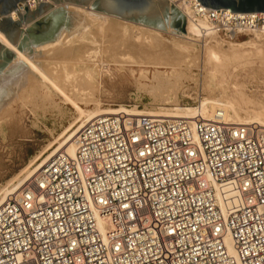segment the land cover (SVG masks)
<instances>
[{
	"label": "built area",
	"instance_id": "built-area-1",
	"mask_svg": "<svg viewBox=\"0 0 264 264\" xmlns=\"http://www.w3.org/2000/svg\"><path fill=\"white\" fill-rule=\"evenodd\" d=\"M173 4L204 34L264 35V13ZM0 264H264V126L96 117L0 205Z\"/></svg>",
	"mask_w": 264,
	"mask_h": 264
},
{
	"label": "rangeland",
	"instance_id": "rangeland-1",
	"mask_svg": "<svg viewBox=\"0 0 264 264\" xmlns=\"http://www.w3.org/2000/svg\"><path fill=\"white\" fill-rule=\"evenodd\" d=\"M94 1L90 0L86 6H79L72 3H61L60 0H58V4H54L51 0H47L46 3L51 5L52 8L29 23L26 24L28 12L23 16H18L14 11L15 19H12L14 22H18L20 25L18 29L22 30L14 47L19 51H24L31 57L37 54L35 61L39 62L38 65L49 71V73L54 71V66L61 59L55 53L58 47L54 44L58 38L64 36V44L71 48L70 56H64L65 59H73L82 55L81 60H70V65L80 75H82L80 70L83 72L84 69H88L92 74L94 73L93 83L95 82L92 91L87 90V94L85 90L86 97L90 101L82 102L83 104L79 103L83 111H91L94 106L100 110L125 109L128 111L133 110V108L141 111L173 109L175 107L197 108L204 98L218 99L221 95L218 89L219 84L226 82L230 84L228 98L239 102L238 106L242 111L240 114L242 118L244 117V112L250 117L264 114V69L262 68L264 66H261L257 60L253 61L254 64L251 66L238 67L236 69L230 67L225 74L216 73V75H213L209 66L204 67V69L201 66L195 67L193 61L188 58L189 61L191 60V64L187 61L189 65H182V69H178L179 66L171 67L176 72L179 70V73L175 74L178 77L176 76L177 79L175 78L174 80L178 82H176L178 85L171 81L177 87L181 86L176 97L178 102H173V96H170L167 101L161 102L156 100L145 89H140V86L151 82L154 67L138 66V64L130 65L129 62L133 58L128 55L125 57L124 52L125 54L128 52L117 48V46L112 50V53L109 47L118 45V42L112 39L111 36H107L110 33L105 32L107 25H104L102 19L109 16L108 21L112 25L115 23L113 25L117 31V35L114 34L115 38L119 36L118 29H121L119 27L123 26L127 31L131 30V27L134 29L131 30L134 31L132 33H135L136 29L141 27V31L149 33V30L142 28L146 27L154 30L159 40L166 44H172L177 47L193 45L197 52H201L205 46L204 49L206 51L208 48L219 51L221 49L231 50L232 47H235L239 52L250 51L253 59H257L256 57L260 54V57L264 56L262 52L257 53L250 46L263 47L264 35L244 33L227 39L222 34L202 33L197 37L189 35V37L187 36L188 39H185L188 22L186 23L182 13L174 6L173 0H154L165 31L92 10L90 6ZM1 19L0 17V21ZM133 37L135 36L133 35ZM138 38L141 40L140 34ZM0 45L7 49L2 43ZM10 52L12 53V51ZM122 53L123 55H120ZM112 56L113 59H110ZM14 58V53H12L9 63L0 71V76L3 73H7V75L5 74L6 76H9L8 74L13 75V73L21 69L18 66L8 71V68L15 64ZM114 59L117 60V63H114ZM143 72L145 73V78L139 77ZM206 75L215 84L216 88L214 91L204 89V78ZM15 89L10 87L9 90L0 92V95L2 94L0 102L2 100L3 103L6 94L10 93L9 95L11 96L16 94L15 91L17 89ZM240 95L243 96L242 100ZM54 99L55 105L45 104L34 108L29 104L24 107L22 106V101L12 97L9 103L0 106L1 189L5 187V183L16 177L22 169L27 167L40 152L43 153L49 144L52 147L51 149H54L65 138V130L77 115L70 106L62 104L57 98ZM250 122L254 121L251 120ZM80 124L81 122L76 124L73 130L78 129ZM50 151H45L42 156H46Z\"/></svg>",
	"mask_w": 264,
	"mask_h": 264
},
{
	"label": "bare ground",
	"instance_id": "bare-ground-1",
	"mask_svg": "<svg viewBox=\"0 0 264 264\" xmlns=\"http://www.w3.org/2000/svg\"><path fill=\"white\" fill-rule=\"evenodd\" d=\"M108 17L109 16H106L102 19L104 25L105 26L107 25L105 32L110 33L107 36H111L112 39L118 42V45L109 47L110 51H112L117 46V48H121L124 51L128 52L126 54L124 52L125 57H127L126 55H128L129 57L133 58V60L129 62L130 65L138 64V66L140 65L153 66L154 72L151 76V82L146 85L140 86V89H145L156 100H160L161 102H165L170 98V96H173L174 97V98L172 97V99H174L173 102L176 103L177 93L180 90L181 86L177 87L176 85H174V83L177 82V81L175 82L174 80L177 76L175 74L179 73L178 72L179 70H177L176 72L174 69H171V67L179 66L178 67L179 69L182 67V65H189L187 64L188 63L187 61H189V59L193 61L195 67L201 66L204 69V67L209 66L211 68L210 72L213 75H216V73L225 74L226 70L230 67L232 69H236L238 67L251 66L252 64H254L253 61L255 60H257L261 66L262 65L264 66V56L260 57L261 54L256 57L257 59H253L251 57L250 51L239 52L235 49V47H232L231 50L221 49L219 51L218 50L216 51L213 48H208V50L206 51V49H204L206 46L202 48L203 50L201 52H197V49H195L193 45L192 46L183 45L181 47H177L172 44H166L165 42H161L158 36L155 34L154 30L146 27H142V28L149 30L150 31L149 33L141 31L140 30L141 27L139 29L136 27L137 29L135 33H132L134 31L131 30L134 29L131 27H130L131 30L129 31H127L126 28H124L123 26H122L123 28L119 27L121 28L118 29L119 36L118 38H115L114 34L117 35V31L113 26L115 23L112 25L110 21H108ZM9 18L11 20L15 19L14 11L10 12ZM187 22L188 24L186 27L185 39H188L189 35L190 36L193 35L194 37L195 36L197 37L202 34L200 29H198L194 24H192L190 21ZM139 34L141 40H139L138 38ZM133 35L135 37H133ZM181 38L183 37L181 36ZM63 40H64V36L58 38L56 43L54 42L55 43L54 45L58 47L57 50H55V53H57L60 56L59 59L60 58L61 59L60 62L54 66V71H52V73L50 72L51 73L50 74L49 71L45 70L43 67L38 65L39 62L37 63L35 61V59H37L36 56L37 54L35 55L36 57L35 56L31 57L28 56L24 51L22 52L17 50L6 40L4 35L0 33V43H2L9 51H12V53H14L15 56L14 58L15 64L9 67L8 71L17 68L18 66L21 68L20 70H18V72L13 73V75L8 74L9 76H6L7 73H3L0 76V92L9 90L10 87L17 89V91H15L16 94L12 96L9 95L10 93L6 94L5 98L3 99V103L2 100L0 102V106L9 103V100H11L12 97H16L20 101H22L23 102L22 106L25 107L26 105L29 104L34 108L37 106H43L45 104L55 105L56 103L54 98H57L62 102V104L66 106H70L72 109H74L77 115V117L72 120L73 122L68 125L64 134L65 138L63 137L64 139L62 140L61 143H58V146L56 148L51 149L52 147L49 144L46 147V150L44 149V152L51 150L46 156H42L44 152L43 153L40 152L27 167L22 169V171L16 177L11 179L9 182L5 183L4 185L5 187L2 186L3 188L2 189L0 188L1 189L0 205L7 198V196L18 194L21 191L23 185L37 171H39L48 162V160H50L57 154L62 153L70 157H73L74 138L77 134V131H79L85 123L90 122L99 116L116 114L119 110L127 111L133 115L149 114L159 118L192 119L195 116L208 117L214 110L220 109L223 111L226 119L234 124L256 123L261 126H264V114H259L257 116L250 117L248 116V114L244 112V117L242 118L240 116L242 111L238 106L239 102L232 101L228 98V93L230 91V84L226 82L219 84L218 89L221 95L218 99H214L210 97L204 98L203 101L199 103V106L197 108L175 107L173 109L172 108L157 109V110L152 109L147 111L145 110L141 111L133 108V110L128 111L125 109L100 110L96 106H94L93 110L85 112L80 108L79 103L90 101L89 99H87L86 96L88 94L87 90L92 91L93 89L95 83V82L93 83L94 73L92 74L91 72H89L88 69L86 70L84 69L83 72L82 70H80L82 74L80 75L78 72L72 69V65H70L71 64L70 60L71 61L81 60L82 55L81 57L79 56L73 59H65L64 56H70L69 53L71 52V48L67 47L64 44ZM250 46L253 47L254 51H256L257 53L262 52V54H264V46L263 47H258L254 45H250ZM118 52H122V51H118ZM120 55H123V53ZM110 59H113V56ZM190 61L189 63L191 64ZM114 63H117V60H115ZM262 68L264 69V67ZM144 74H145L144 72L142 75L139 74L140 75L139 77L145 78ZM204 79H205L204 89H206L207 91L208 90L214 91L216 87L213 81L209 79L207 75ZM171 81L172 82L174 81V83L172 84ZM0 96H2V94ZM82 96L83 98H81ZM240 99L241 100L243 99L242 95H240ZM4 101L6 102L4 103ZM251 120L254 122H250ZM80 122L81 124L79 128L78 129L75 128L76 130H73L74 126ZM226 243L230 249L229 241L227 240Z\"/></svg>",
	"mask_w": 264,
	"mask_h": 264
},
{
	"label": "water",
	"instance_id": "water-1",
	"mask_svg": "<svg viewBox=\"0 0 264 264\" xmlns=\"http://www.w3.org/2000/svg\"><path fill=\"white\" fill-rule=\"evenodd\" d=\"M25 0H0V32L6 39L16 46L22 30L17 21L9 18L11 11L16 10V5L22 3L25 12ZM58 4V0H51ZM61 3H72L86 6L90 0H60ZM36 2V10L28 11L26 24L40 16L50 8L47 3ZM204 8L211 10L224 9L233 14L264 13V0H197ZM90 9L115 17L133 21L142 25L165 31L154 0H95ZM12 53L0 45V71L9 63Z\"/></svg>",
	"mask_w": 264,
	"mask_h": 264
}]
</instances>
